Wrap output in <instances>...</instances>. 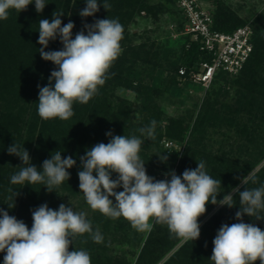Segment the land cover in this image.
<instances>
[{"label": "trees", "instance_id": "trees-1", "mask_svg": "<svg viewBox=\"0 0 264 264\" xmlns=\"http://www.w3.org/2000/svg\"><path fill=\"white\" fill-rule=\"evenodd\" d=\"M104 2L105 0H98L99 11L90 17L79 15L80 11L86 7V0H45L46 6L41 13H37L33 2L24 11L10 10L8 19L0 20V208L18 220L24 221L29 229L32 226L33 210L45 203L50 208L58 210L59 205L64 203V195H60V190L67 193L70 198L79 197L84 200L83 193L79 189L78 172L82 170L80 157L98 143L107 144L111 139L106 135L107 132L111 131L113 135L128 137L136 135L143 139L141 148L144 149L159 147L162 139L164 129L160 125L161 113L157 111L158 109L156 110L155 105L151 104L153 100L152 88L141 82L137 71V61L138 59L142 61L141 48L132 46L127 26L138 12L147 10V12L156 13V9L159 12H164V6L152 7L148 4V0H107L111 7L105 10ZM174 2L177 5V0ZM216 4L217 11L211 10L215 30L229 33L247 24L244 20L237 18L228 8L223 7L220 2H216ZM55 11L64 13L60 17L62 26L70 20L74 23L73 38L81 30L87 34L84 24H92L98 19H118L124 29L121 41V47L124 50L111 65L105 84L99 88L98 94L87 104L74 103V115L66 121L59 118L43 120L37 111L39 99L37 86H47L51 71L57 68L52 62L45 61L40 56L38 23L41 19L51 21ZM179 12L185 28V17L180 9ZM252 27L254 51L250 59L239 73L231 75L220 71L211 83V85L217 84L228 76L240 74L239 78L234 81L236 90L233 103L228 105L218 100L219 95L226 94V91L223 92L224 94H221V90L215 92L213 100L204 103V112L195 124L198 134L195 133L194 137L201 135L200 138H202L204 132L201 128H205L210 120L226 123L231 127L237 126L238 119L242 115L256 117L259 113H264V10L255 19ZM184 38L185 43L173 72V80L179 84H194L203 87L195 83L191 75L193 72L199 71L202 62H210L213 55L202 50L200 42L194 41L191 35H185ZM62 48L63 45L58 36L56 40L49 42L45 51L61 50ZM181 69H185L184 75L180 74ZM52 83L54 85V81ZM122 86L134 89L149 99L143 106L142 112L145 115L141 122L134 123L133 119L131 120V105L125 100H120L114 94ZM221 114L225 117L222 118ZM147 115H150L149 119ZM153 120L156 121L154 140L141 136L137 131L141 127L149 126ZM182 122L171 119V125L166 127L170 139L181 137ZM255 134H250L245 128L240 131V135L247 138L252 144L257 141V133ZM13 143L23 146L29 152L31 164L41 171L43 161L50 159L54 152L60 151L62 158L71 156L76 160V165L68 169L70 179L54 188L52 192H49L43 184L24 186L11 184L10 177L18 173L22 166L19 157L9 155L7 152L8 147ZM194 143L196 147L199 144L196 139ZM139 155L147 163H152L161 169H166L169 163L168 159H161L165 153L158 149L155 155H149L145 151H140ZM263 156L264 151L261 157ZM200 161L205 162L206 171L210 176L221 181L218 200L223 199L224 194L239 184L245 174L256 165L255 162L249 165L250 167H246L247 162L243 161L244 165H241L231 158L198 156L196 148L190 145L178 168L177 175L182 176L185 169H195ZM255 176L257 183L249 182L240 188V191L264 185V167ZM112 178L116 179L117 174L112 173ZM122 190V187L116 189V191ZM16 192L18 195L15 197L14 193ZM10 196L13 197L12 200L8 199ZM112 199L114 200V197ZM14 200L15 207L9 208L8 204L14 203ZM233 203L234 207L229 208L225 205L220 208L201 228L202 233L206 234L209 230L218 231L223 224L231 225L240 222L235 218V213L240 210L241 206L237 193L233 196ZM216 206L209 203L206 206V213L199 218V221ZM85 207L89 208L86 201ZM89 210L92 219H87L91 222L93 231L100 229L104 240H106V235L118 233L122 235L123 240H126L129 231L134 229L123 217L111 219L99 211H92L90 208ZM260 215L261 219L257 220L255 217L245 214L243 222L254 224L264 230V211ZM134 234L136 236L137 233ZM157 234H159L157 231L150 233L135 264H177L183 259L187 264H213L210 260L213 240L205 242L200 241L199 238L196 241L185 242L165 263L158 262L169 250L174 248L180 238L174 236L170 231L167 234L162 233L160 236ZM135 239L134 242H136ZM83 241L87 242L83 243ZM155 246H159L158 250L150 252L149 249L154 248L155 250ZM81 248L89 252L91 264H130L124 258L109 254L108 247L101 243H95L87 234L76 237L69 250ZM5 254L0 252V264H3ZM256 264H259V261Z\"/></svg>", "mask_w": 264, "mask_h": 264}, {"label": "clouds", "instance_id": "clouds-1", "mask_svg": "<svg viewBox=\"0 0 264 264\" xmlns=\"http://www.w3.org/2000/svg\"><path fill=\"white\" fill-rule=\"evenodd\" d=\"M33 2L37 13L43 12L45 0H0V20L8 19L10 10L24 11ZM110 7L105 0L103 8ZM98 11V0H86V7L79 15L90 17ZM63 14L55 11L51 21L41 19L38 23L40 56L57 66L51 71L49 84L37 86V111L43 120L70 119L74 115V103L87 104L98 94L111 65L122 52L124 29L118 19H98L84 24L87 34L81 30L73 38L75 25L70 20L62 26ZM58 36L63 48L45 51L49 42ZM155 127L153 120L137 131L154 140ZM106 135L111 138L107 144L98 143L80 157L79 189L92 211L111 219L123 217L140 232H150L154 224L166 225L170 233L188 242L200 237L199 218L206 213V206L211 203L234 207L233 193H237L241 206L235 218L240 222L219 228L210 260L213 264H256L257 261L264 264V230L243 222L245 214L261 219L264 185L243 191L236 187L218 200L221 181L207 173L205 162H198L195 169H185L182 176L172 171L168 174L170 179L156 180L147 174L139 155L143 143L140 137L113 135L111 131ZM7 152L22 161L19 172L10 177L11 184H43L49 192L68 181V169L76 165L71 156L62 158L61 152L56 151L43 161L41 171L31 164L29 152L23 146L13 143ZM112 173L117 174L116 179L112 178ZM249 182L257 183L254 173L249 172L241 180L244 185ZM121 187L122 191H116ZM17 195L18 192L14 193L15 197ZM8 207L14 208L15 200ZM85 234L95 243L103 242L99 229L93 231L86 212L74 211L63 203L58 210L46 203L33 210L30 229L24 221L0 208V252L6 253L3 264H91L87 250H69L75 238Z\"/></svg>", "mask_w": 264, "mask_h": 264}, {"label": "rangeland", "instance_id": "rangeland-1", "mask_svg": "<svg viewBox=\"0 0 264 264\" xmlns=\"http://www.w3.org/2000/svg\"><path fill=\"white\" fill-rule=\"evenodd\" d=\"M148 1V4L155 8L160 5L164 6V12H159L157 9L156 13L147 12V10L140 11L127 27L132 46L141 48L142 61L138 59L137 71L141 82L152 88L153 100L151 104L152 106L155 105L156 110L158 109L157 111L161 113L160 125L164 131L159 147H151L152 149L141 148V151L148 152L149 155H155L157 154V149L161 150V152L165 153L169 163L166 169H161V167L147 163L146 160L142 159L145 163L147 174L156 180L170 179L168 174L172 171L177 174L190 145L196 148L198 156L209 155L212 158H231L241 165L247 162L246 167H250L249 165L256 162V165L250 171L256 174L264 167V156L261 157L264 151V113H259L256 117L242 115L238 119L237 126L231 127L219 121H207L208 124L205 125V128H201L204 132L202 138H200L201 135L194 137L195 133L198 134L195 124L204 112V103L209 100L212 101L215 92L221 90V94H224V91H226V94L219 95L218 100L231 105L234 101L236 90L234 81L239 78L240 74L228 76L225 80H220L217 84L209 87L175 82L173 80V72L178 64L185 43L184 37L186 34L183 20L174 0ZM216 2H220L223 7L228 8L237 18L251 25L264 10V0H204V6L210 10L217 11ZM114 94L120 100H125L131 105V120L133 119L134 123L141 122L145 115L142 112L143 106L147 104L149 99L145 98L144 95H140L138 91L127 89L123 86L118 88ZM149 117L150 115H147L148 119ZM221 117L225 116L221 114ZM171 119L183 121L181 126L182 135L177 139L168 137L166 127L171 125ZM244 128L250 134L257 133V141L255 143H249L247 138L240 135V131ZM195 139L199 143L197 147L194 143ZM170 140L171 145L167 147L165 142ZM243 186L244 184L240 181L234 188L239 187L240 189ZM61 194L64 195V205L72 207L77 212L84 211L87 213V218L92 219V214L89 208L85 207L83 198H70L67 193L60 190ZM234 195L235 193H233ZM222 207L217 205L199 221L200 231L204 224ZM152 231L159 232L158 236L169 232L166 225L154 224L150 232H140L136 229L129 231L127 238L125 237L126 240L121 238L122 235L120 233L116 235L108 234L106 235V240L103 237L101 244L109 248V254L117 255L119 258L126 259L130 264H135L145 241ZM135 232L137 233L136 236ZM216 234L217 231L214 230H209L206 234L201 231L199 240L209 242L214 240ZM134 239L136 242L133 241ZM184 244L185 242L180 239L174 248L169 250L158 262L165 263ZM158 248L159 246L155 250L154 248L149 250L150 252L157 251ZM177 264H187V262L183 259Z\"/></svg>", "mask_w": 264, "mask_h": 264}, {"label": "built area", "instance_id": "built-area-1", "mask_svg": "<svg viewBox=\"0 0 264 264\" xmlns=\"http://www.w3.org/2000/svg\"><path fill=\"white\" fill-rule=\"evenodd\" d=\"M177 6L185 17L184 32L201 44V49L212 54L210 62H202L192 80L209 87L220 71L237 74L250 59L253 51V27L250 23L225 33L213 28L212 11L204 6V0H177ZM185 74V69L180 70ZM167 147L171 142H166Z\"/></svg>", "mask_w": 264, "mask_h": 264}]
</instances>
